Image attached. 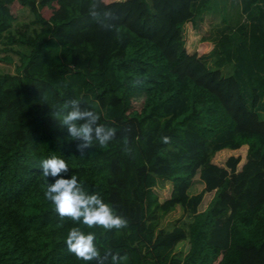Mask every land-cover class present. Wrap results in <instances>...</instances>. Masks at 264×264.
Returning <instances> with one entry per match:
<instances>
[{
  "label": "trees",
  "instance_id": "1",
  "mask_svg": "<svg viewBox=\"0 0 264 264\" xmlns=\"http://www.w3.org/2000/svg\"><path fill=\"white\" fill-rule=\"evenodd\" d=\"M198 1L0 0V54L16 43L28 51H15L14 74L0 72V264H264V65L230 52L234 72L223 76L205 64L212 43L189 52L184 30L195 26ZM238 2L243 33L260 36L264 0ZM24 9L32 32L14 34ZM225 37L215 44L220 56L230 51ZM72 99L116 129L106 147L76 151L59 124ZM242 147L243 162L212 163L217 152ZM51 155L127 226L105 231L61 218L44 196L40 163ZM196 176L204 191L191 195ZM157 179L172 183L162 203ZM204 192L213 196L198 212ZM177 206L191 216L187 229H157L158 215ZM72 227L96 234L97 260L67 250ZM183 241L187 252L174 255Z\"/></svg>",
  "mask_w": 264,
  "mask_h": 264
},
{
  "label": "rangeland",
  "instance_id": "2",
  "mask_svg": "<svg viewBox=\"0 0 264 264\" xmlns=\"http://www.w3.org/2000/svg\"><path fill=\"white\" fill-rule=\"evenodd\" d=\"M259 1V0H258ZM147 3L150 4V0H147ZM261 6V5H260ZM263 8L264 6H261ZM192 12L194 14L192 23L195 24L193 29H191L190 25L185 26L186 32H184L185 45L186 49L189 52H192L196 49L198 44L201 43V35H210L212 40H215L218 43L221 35H226L224 38V42L226 43L225 47L230 49V51H225L223 56H220L219 51L213 52L206 60L205 64L213 69H221V73L223 76H230L233 74L234 70V62L226 63V58L230 52L236 54L237 60L240 61L241 57H246L247 54H254L257 58V63L255 64L258 68L263 70L264 65V16L262 19L257 21L256 26L260 29V36L257 34L250 39L243 33L244 27L246 25L241 26L242 22V11L240 10V5L238 0H204L202 5L200 6V0L192 5ZM205 12L210 17L205 19L200 24V13ZM259 11H255L252 14L256 15ZM33 19L32 14L28 11V9L20 10L18 12L17 18L13 22L11 30L14 34H19L21 32H27L31 34L32 25H30L31 20ZM217 26V28H216ZM220 26V27H219ZM38 26H36L37 28ZM242 27V28H241ZM254 30V29H253ZM220 41V40H219ZM12 51L7 54H0V72L1 73H9L14 74L15 67L19 65V55L16 54L15 51L18 49L23 53H28L26 48H18L17 43L13 44ZM218 48V47H217ZM219 52V53H218ZM244 53V54H243ZM4 56L9 57V59H5ZM222 57V58H219ZM223 63V64H222ZM243 74L239 73L236 75L238 81H240V77ZM244 76V75H243ZM251 87L258 86V83L255 81H250ZM260 87V86H259ZM264 115L261 114V117ZM246 148L242 147L236 151H228L223 150L217 152L212 157V163L217 166L222 167L224 162L229 156H240L243 162L245 156ZM241 162V163H242ZM240 166V165H239ZM172 190V183L170 181L158 180L156 184L152 187L153 193L158 197L159 202L162 203L166 199L169 198ZM204 191V184L199 179L198 176L194 177L192 180V186L189 191L191 195L200 193ZM213 192H204L201 203L199 204L197 211L202 212L205 210L206 206L209 204L212 199ZM191 220V216L185 214L182 209L177 206L174 210L169 211L165 214H159L157 217V229H163L165 231H170L173 227L178 226L183 229H187V225ZM188 242L183 241L179 243L175 250L174 255H184L188 250Z\"/></svg>",
  "mask_w": 264,
  "mask_h": 264
},
{
  "label": "clouds",
  "instance_id": "3",
  "mask_svg": "<svg viewBox=\"0 0 264 264\" xmlns=\"http://www.w3.org/2000/svg\"><path fill=\"white\" fill-rule=\"evenodd\" d=\"M64 109L59 124L66 129L73 141H78L75 146L77 152L83 154L92 148L93 142L106 147L114 139L116 129L99 123L100 115L95 110L81 107L79 100L68 101ZM164 142L168 143L167 137ZM40 167L47 181L45 199L55 206L61 218H70L88 228L99 227L105 231L119 230L127 226L128 221L117 214L100 193H89L76 175L65 178L68 176L69 167L63 157L51 155L41 161ZM95 241L94 232L85 233L80 227H72L67 233L65 245L78 259L91 262L100 256ZM112 259L116 261L117 256L113 255ZM123 259L126 260V257Z\"/></svg>",
  "mask_w": 264,
  "mask_h": 264
},
{
  "label": "crops",
  "instance_id": "4",
  "mask_svg": "<svg viewBox=\"0 0 264 264\" xmlns=\"http://www.w3.org/2000/svg\"><path fill=\"white\" fill-rule=\"evenodd\" d=\"M240 10H241V8H240ZM200 24L205 20V19H207V18H209L210 16L209 15H207L205 12H201L200 13ZM244 20H245V16L243 15V13H242V22H244ZM241 22V23H242ZM220 27V26H219ZM216 28H217V26H216ZM202 37H201V40H204V41H206V42H209V43H212L213 44V46H214V51H218V48L216 47V41L215 40H212V37L210 38V35H205V36H203V35H201ZM221 70V69H220Z\"/></svg>",
  "mask_w": 264,
  "mask_h": 264
}]
</instances>
